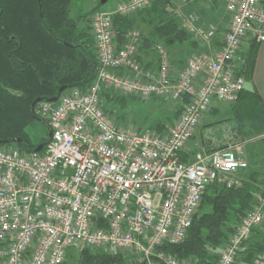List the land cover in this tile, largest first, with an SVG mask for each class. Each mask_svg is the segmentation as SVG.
<instances>
[{
  "label": "built area",
  "instance_id": "2783aa9c",
  "mask_svg": "<svg viewBox=\"0 0 264 264\" xmlns=\"http://www.w3.org/2000/svg\"><path fill=\"white\" fill-rule=\"evenodd\" d=\"M153 1L123 0L92 16L96 78L86 89L65 90L57 102L38 103L36 113L52 131L42 151L0 147V264H70L69 253L80 248L116 250L130 264H196L162 248L187 239L209 186L244 183L248 163L239 148L190 154L188 147L214 103L234 104L245 89L241 49L247 40L264 43L263 0H222L230 23L219 48L214 24L176 10L181 28L207 48L178 76L164 44L154 47L159 68L146 70L137 60L140 32L129 31L122 46L116 42L113 19ZM105 90L187 102L160 133L116 122L103 107ZM262 185L215 264H238L244 243L264 223ZM254 264H264V253Z\"/></svg>",
  "mask_w": 264,
  "mask_h": 264
},
{
  "label": "trees",
  "instance_id": "16d2710c",
  "mask_svg": "<svg viewBox=\"0 0 264 264\" xmlns=\"http://www.w3.org/2000/svg\"><path fill=\"white\" fill-rule=\"evenodd\" d=\"M73 3L74 0H0V147L15 146L13 139H21L22 150L35 151L48 140V129L45 125L47 136L37 143L33 141L27 131L37 121L31 115V104L38 98L43 101L58 96L61 87L86 89L95 80L99 61L90 23L104 5L99 2L90 12L72 18ZM171 3L172 0H154L151 7L141 12V22L150 27L149 37L142 38V47H155V40L167 47L192 41L178 18L170 15ZM137 18L113 19L118 46L124 45ZM259 45L252 41L243 56L244 66L239 73L247 80L253 77ZM105 93L108 101H113L111 91H104L102 99ZM232 105L238 128L264 131V104L258 92L244 89ZM148 129L164 133L167 126L158 124ZM258 177L257 172L251 173L241 187L217 183L209 186L187 239L162 250L192 258L196 264H215L219 248L254 204ZM258 228L243 245L244 261L248 264L264 253V233L254 232ZM71 258L76 264H127L121 254H93L89 248L72 250L68 260Z\"/></svg>",
  "mask_w": 264,
  "mask_h": 264
},
{
  "label": "rangeland",
  "instance_id": "374dc122",
  "mask_svg": "<svg viewBox=\"0 0 264 264\" xmlns=\"http://www.w3.org/2000/svg\"><path fill=\"white\" fill-rule=\"evenodd\" d=\"M120 1H123V0H108L107 3L104 5L102 11L112 12ZM193 1L194 2H192L191 0H172L170 15L175 17L174 12L178 9L183 11V13L185 14H189V13L197 14V10H196L197 7H200V6L208 7L209 4L212 5L216 2L215 1L213 3H207V2H203L202 0H193ZM218 1L220 2L215 6L216 9H220L223 12L222 16H229V14L226 12L224 2L222 0H217V2ZM99 2L100 0H74L73 6L71 8V17L75 18L79 14L90 12L93 8H95V6ZM205 4H208V5H205ZM212 6L211 8H213ZM141 12L130 15L131 17H134V18L138 17L137 23L135 24L134 28L131 29L130 31L137 30L138 32H140L142 38L143 37L147 38L149 37L148 33L150 32L149 31L150 27H148L146 24L141 22ZM178 22L180 24L179 19H178ZM211 23L212 21L210 19L206 20V24L210 25ZM91 28H92V21L90 23V32L92 35ZM115 39H116V31H115ZM155 41H156L154 42L155 46L157 44H164L162 41H159V40H155ZM199 45L201 46V48L199 47L198 49H196V51H193L191 48L188 49L189 42L186 43V45L185 44H175L171 46V50H170V47H167V48L169 49L170 52L175 51V53L180 52V54L186 53V57L189 59L195 56L196 54L205 51L204 50L205 48L202 47L205 45H203L202 42H200ZM147 47L150 50L149 51L150 53L151 51L152 52L154 51L153 49L154 47L151 49L152 45L151 46L147 45ZM146 70H149V69H146ZM245 89H246V85H245ZM112 96L115 98L111 97L113 101H110V102L106 98V93L103 96V99H102L104 103L103 107L106 110V112L111 114V116L116 120V122L122 125H134L137 127H141L143 129L152 128L158 124H164L167 126V130H168L170 127L174 125L176 120L179 118L180 116L179 111L182 110V107L184 106L183 103L181 104L180 101L178 102V101L168 99V98H157V99L139 98V97H135L132 95H123L120 92H116V91H112ZM122 98H124V101H121ZM230 106L233 111V105H230ZM211 110L212 108L208 111V113ZM212 119H213V123L207 124L206 121L205 123L201 122L199 127L197 128V131L195 132L193 139H192L193 146L194 144H196L195 150L197 152H194V153L224 148L229 145L235 146V148L236 147L239 148L248 163V169L242 172L240 177L243 180H247L248 176L251 173L257 172L259 175L258 177L259 182L257 183V186L261 190L263 186L262 184L264 181V131L256 132L255 129L254 130L252 129L251 131H254V132H250L249 130L250 128L243 131L237 127V124L234 118L233 119L223 118L224 123H226L224 126H221V124H223L222 118H216L215 115H213ZM210 120H207V122H211ZM27 131L30 133L33 141L36 143L40 141L42 138L47 136L45 124L41 121H36L33 124H31L27 128ZM246 131L248 132L247 134L245 133ZM258 231L259 233H264L263 224L254 232L257 234ZM91 251L93 254H98V253H107V254H117L118 253L120 254L116 250H104V251L91 250ZM125 259H126V263L130 264V259L128 257H125ZM69 263L76 264L75 259L71 258L69 260Z\"/></svg>",
  "mask_w": 264,
  "mask_h": 264
},
{
  "label": "crops",
  "instance_id": "0c3cea01",
  "mask_svg": "<svg viewBox=\"0 0 264 264\" xmlns=\"http://www.w3.org/2000/svg\"><path fill=\"white\" fill-rule=\"evenodd\" d=\"M219 2L220 1H218V2L216 1L214 4H212L213 6L210 4L209 5L205 4V5H208V7H205V6L201 7L200 6V7L196 8V10H197L196 15H198L197 17H198V23L199 24L205 25V26L209 25V24H206V20L210 19L212 21L211 24H214L218 29L217 38L215 39V42H214V46L216 48H219L221 46L222 38H223L224 34L227 32L228 27H229V23H230V16H222L223 12L220 9H216L215 6ZM263 3H264V0H263ZM211 6L213 8H211ZM191 40L192 41L189 42L188 49L191 48L193 51H196V49H198L199 47L201 48V46L199 45L200 42H198L195 39H191ZM251 44H252L251 40H247L244 43V45L241 49V54H240L241 57H243L244 54H246V52L249 50ZM202 47L205 48L204 50H207V48L205 46H202ZM170 50H171V47H170ZM149 51L150 50L144 44L143 47L140 49L138 62L145 69L157 70L159 68L158 55L156 52H154L155 49L153 52L151 51V53ZM170 55H171V65H172L173 74L175 76H178L180 74L181 70L186 65L188 58L186 57V53L180 54V52L175 53V51L174 52L171 51ZM237 65H241V62L237 61ZM246 89L255 90L256 92H258V94L260 95L262 102L264 104V43L259 45L257 59H256V63H255L254 74L250 80H246ZM230 105H232V104L223 103V102H215L213 107H212V110L208 114L206 113L203 116L201 122L205 123V121H206L207 124L213 123L212 118H213V115H215L216 118H222L223 124H221V126H224L226 123H224L223 118L224 119H233L234 118V113H233ZM224 112H226V113H224ZM207 120H210L211 122H207ZM195 145L196 144H194V146H193L192 141L189 144L188 152L190 154L197 152L195 150ZM263 225H264V223H263ZM217 254H218V256L216 259L219 258L220 249H219ZM238 264H248L244 261L243 253L241 254V256L239 258ZM252 264H254V263H252Z\"/></svg>",
  "mask_w": 264,
  "mask_h": 264
},
{
  "label": "water",
  "instance_id": "95a60500",
  "mask_svg": "<svg viewBox=\"0 0 264 264\" xmlns=\"http://www.w3.org/2000/svg\"><path fill=\"white\" fill-rule=\"evenodd\" d=\"M108 0H100V4L101 5H105L107 3ZM68 88L66 86L64 87H61L60 90H59V94L58 96L48 100L50 102H57L58 99H59V96L65 91L67 90ZM42 101V99L38 98L36 99L32 104H31V107H30V111H31V115L33 118H35L37 121L40 119L38 116H37V113H36V105L38 103H40ZM47 129H48V140L42 144H40L36 149H35V152H40L44 149V147L46 146V144L49 142V140L51 139L52 137V131H51V128L50 126L45 122V121H42ZM17 147H19L20 149L22 148L21 146V139H13L12 141Z\"/></svg>",
  "mask_w": 264,
  "mask_h": 264
}]
</instances>
